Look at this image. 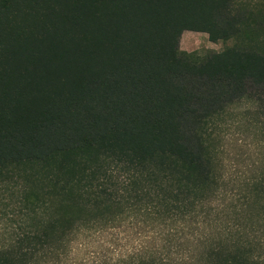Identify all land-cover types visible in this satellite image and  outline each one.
<instances>
[{"label": "trees", "instance_id": "obj_1", "mask_svg": "<svg viewBox=\"0 0 264 264\" xmlns=\"http://www.w3.org/2000/svg\"><path fill=\"white\" fill-rule=\"evenodd\" d=\"M185 32L234 45L187 53ZM251 90L247 0H0V191L20 217L0 264H71L84 233L85 264H264V170L231 197L217 153Z\"/></svg>", "mask_w": 264, "mask_h": 264}, {"label": "rangeland", "instance_id": "obj_2", "mask_svg": "<svg viewBox=\"0 0 264 264\" xmlns=\"http://www.w3.org/2000/svg\"><path fill=\"white\" fill-rule=\"evenodd\" d=\"M247 1L259 8L264 7V0ZM233 45L234 41L213 43L204 33L185 32L181 39L184 52L199 56L221 52ZM216 138L227 193L231 197L242 194L250 180L264 170V91L251 90L245 98L236 102L229 115L220 122ZM231 197L227 198V203L235 202L236 199ZM6 204L7 194L0 191V241L17 232L16 226L20 222L19 210L9 209ZM70 263L85 264V233L78 237Z\"/></svg>", "mask_w": 264, "mask_h": 264}]
</instances>
